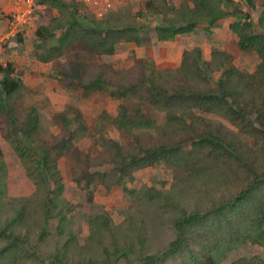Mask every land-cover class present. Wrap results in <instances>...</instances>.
I'll list each match as a JSON object with an SVG mask.
<instances>
[{"label":"rangeland","instance_id":"obj_1","mask_svg":"<svg viewBox=\"0 0 264 264\" xmlns=\"http://www.w3.org/2000/svg\"><path fill=\"white\" fill-rule=\"evenodd\" d=\"M15 1L0 0V63L4 65L8 62L13 63L15 68L13 76L23 80V85L17 92L0 102L1 105L6 106V109L0 107V124L4 125V129L0 126V148L6 164L5 169L0 171V180L4 177L9 200H14V210L19 203H26V200L31 201L29 202L31 206L37 205L34 212L35 220L30 218L28 227L17 228L18 233H21L22 238L26 240V243L19 248L20 251L24 249V252L28 253L29 260L24 263L34 264L35 250L36 254L49 258L66 243L64 240L66 234L73 236L67 244V262H83L91 256L103 259L104 248L108 247L112 250L111 243L114 241L120 248L125 247L127 241H137L130 255L131 258L122 256L119 259H104V263L100 264H143L147 255H163L178 234L171 213L167 215L158 200H152L145 195H133L122 186L109 189L99 182L100 177L97 173L109 171L110 164L104 163L100 167H95L88 162L101 156V153L108 149L104 144L107 139H113L120 145L126 144L125 134L114 121L119 115L121 103V100L112 94L115 87L85 89L79 83V78L86 64L97 66L104 63L108 64L112 71H116L133 67L137 58L144 59V64L148 67L176 70L181 64L183 52L196 48L201 50L202 57L206 61L212 59L214 51L225 52L224 57H218L216 64L219 66L213 64L212 71L207 69V77L203 75L205 79H202V88L207 85L209 90L219 87V80L227 78V73L231 69L251 75L256 71L260 59L255 51H244L239 47V36L231 28V24L238 19L235 12L238 8L243 12H250L257 29L262 32L258 23L262 11L261 0H254V6L247 0H232V2L223 0L222 6L232 12V15L210 26L209 23L200 21L193 31L178 34L173 39L165 41L158 40L152 33L156 26L167 24L169 18L173 16L171 12L164 17V0L155 3L160 8V12L146 8L145 4L149 0H98L97 5L87 4L84 1L76 2L77 4L73 3L72 9L77 11L79 22L83 26H96V23L107 17L117 18L122 15L133 17L141 26L143 42L138 46L133 41L122 40L116 44L113 54H102L88 47L84 42L75 41L69 45V48L66 47L70 53L62 55L51 53L50 46L55 42L54 39L39 38V31L43 32V28H52L56 25L55 22H60L57 21L60 19L59 10L42 3L41 0H36V5L40 7L34 8L29 23L24 22V25L15 28L14 22H19L16 20L17 15L20 14L22 18L26 8L22 3L17 4ZM168 2L180 10L193 6V0H168ZM20 6L22 8H19ZM188 14L181 12L177 19L180 22L184 17H189ZM62 30L63 28L58 27L55 35L60 36ZM49 54L51 57L45 60L43 57ZM62 72L68 74L67 80L62 78ZM236 78L240 77L236 76ZM9 109L13 113L11 119L6 115ZM249 109L256 112L258 107L252 105ZM145 111L152 118L155 126L149 129H134L133 135L141 133L150 143H164V138L167 136L166 132L163 133L164 129H167V113L162 110L146 109ZM244 111L246 112L247 109ZM192 112L199 118V123L187 126L185 123H179L175 126L186 127L185 133H191L189 139L182 143L181 151L189 152L186 154L188 156H191L190 151L194 154H203L204 158L214 163L215 169L227 168L223 172L229 173L228 179H222L219 187L215 185L216 189H212L207 195L206 191L209 190V186L205 183L207 179L200 178L193 181L195 197H188L185 204L191 208L199 200V204L208 209L218 204L220 200L228 199L239 186H248L255 173L264 169V133L257 130L260 126L256 123L254 125L256 117L249 113L246 116L235 117L233 121L221 114L199 108L193 109ZM188 118L190 121L191 118L193 119L191 116ZM13 119L16 126L12 124ZM33 123H36V129L28 137V141L33 146L43 145L45 140L56 142L62 139L70 140L73 146L70 151L64 148L56 149L60 146L49 147L47 150L50 157L58 163L65 186L64 198L76 206L69 215V224L62 230L59 229V222L55 219L49 224L44 223L40 208L42 206L40 200H43L44 196L38 195L37 204L33 201L37 187L27 175L26 165L4 136L9 131L18 135L17 130L20 135L23 130L32 128ZM203 133H210L209 136L219 138V146H210L207 142L201 143L206 141L204 136H201ZM177 134L176 141H179L182 134ZM112 153L113 150L109 153L106 162H109ZM84 159L88 160L85 162ZM251 169L256 172L252 173ZM188 171L179 164L161 162L134 171V179L127 185L131 190L152 187L167 191L174 185L175 177H185ZM212 197L217 201L214 199L212 201ZM98 215L111 219V231L96 233L95 226L90 221ZM6 235L8 237L10 234L6 233ZM6 237L0 238V246L6 245ZM32 246L34 248H31ZM190 247L195 249L193 245ZM198 252L199 249L195 251L199 256ZM253 256L264 259V246L247 242L238 245L221 264H232L236 259L242 257L249 259ZM186 262L196 263L189 257L188 250L184 247L181 252L164 256L162 261L158 260L151 264H185ZM46 264H49L48 260Z\"/></svg>","mask_w":264,"mask_h":264},{"label":"trees","instance_id":"obj_2","mask_svg":"<svg viewBox=\"0 0 264 264\" xmlns=\"http://www.w3.org/2000/svg\"><path fill=\"white\" fill-rule=\"evenodd\" d=\"M157 1H147L146 8L160 12V8L155 4ZM228 1L232 2V0ZM247 1L250 5H255L254 0ZM41 2L57 8L60 13V19L56 18L60 22H55L56 25L52 28H43V32L39 31L40 39H54L55 42L50 46L52 47L51 53L69 54L70 51L66 47L69 48V45L75 41L84 42L88 47L102 54H113L116 44L122 40L133 41L138 46L143 42L141 26L133 17L125 15L117 18L107 17L96 23V26L87 27L79 22L77 11L72 9V6L77 4L76 2L65 0H41ZM223 2V0H193V6H187L186 10H180L171 6L168 0H164V17L171 12L173 16L169 18L167 24L156 26L152 33L158 40L165 41L173 39L178 34L193 31L200 21L209 23V26L217 24L220 20L233 14L222 6ZM261 5L262 11L258 23L262 32L257 29L251 13L243 12L238 8L235 10L238 19L231 24V28L239 36V47L244 51H255L258 54L260 62L256 65V71L249 75L231 69L227 73V78H221L218 82L219 87L213 88V90L207 89L208 85L202 88V79H205L203 75L207 77L208 70L212 71V65L218 63V57H224L225 52L214 51L212 59L206 61L203 59L200 49L185 50L181 64L176 70L171 68L159 70L155 66L148 67L144 64L145 60L141 58H137L133 67L116 71H112L110 66L104 63L97 66L88 64L84 66L79 83L85 89L115 87L112 94L120 99L121 103L119 115L114 121L126 136L124 145H120L113 139L105 140L104 144L108 149L91 162L88 159H84V161L88 160L89 164L95 167L109 163V171L97 173L101 184L111 190L122 186L133 195H145L152 200H158L166 214L171 213L172 222L178 230L177 238L170 243L163 255H147L143 264L162 261L164 256L181 252L184 247L188 250L189 257L196 262L195 264H221L240 244L250 242L264 246V169L260 170L261 173L251 169L252 173H256L248 186H239L238 190L231 193L228 199L220 200L211 208L202 207L199 200L189 208L185 203L188 197H195L193 181L200 178L207 179L205 182L209 186V190L206 191L207 195L212 189H216L215 185L219 187L222 179H228L229 173L223 172L227 168L215 169L214 163L208 158H204L203 154H194L190 151L191 156H188L186 154L189 152H182L181 145L189 139L191 133H185L186 127H175L179 123H185L186 126L199 123V118L195 117L192 112L193 109L199 108L207 112L221 114L233 121L235 117L246 116L248 113L255 115L254 125L258 124L260 128L257 130L264 133V0H261ZM181 12L189 13L190 16L184 17L179 22L177 17ZM58 27L63 28L60 36L55 35V30ZM50 54L43 58L49 60ZM14 72L13 63L8 62L5 65L0 63L1 103L23 85L22 78L13 76ZM236 76L240 78L237 79ZM62 78L67 80L69 76L62 72ZM252 105L258 107L256 112L250 111L249 108ZM0 107L6 109L4 105L0 104ZM146 109L149 111L162 110L167 113V129L163 131L167 136L162 144L161 142L153 144L146 141L145 135L141 133L133 135L134 129H149L155 126L152 118L145 111ZM244 109L247 111L245 112ZM6 115L10 119L13 117L10 109L6 111ZM190 116L193 117L191 121L188 118ZM14 121L13 119L11 122L16 126ZM0 126L4 129L3 124ZM35 127L36 123H33L32 128L23 130L20 135L17 130L19 136L10 131L6 132L4 136L26 165L27 175L37 187L33 201H36L37 204L38 195L44 196L43 200H40L44 223L49 224L52 219H55L59 222V229L62 230L69 224V215L76 206L64 198L65 186L58 163L50 157L47 150L49 147L60 146L56 149L64 148L70 151L73 146L70 140L62 139L56 142L45 140L43 145L35 147L28 141V137L36 129ZM177 133L183 136H180L179 141H176ZM209 134H201L206 140L201 143L207 142L210 146H219V138L209 136ZM112 150L113 155L110 156L109 162H106ZM161 162L172 165L179 164L185 170H189L188 175L175 177L174 185L167 191H160L152 187L131 190L128 187L127 183L134 179V171ZM5 167L0 148V171H3ZM213 199L217 201L214 197H212V201ZM26 201V203H19L14 210V200H9L4 177L0 180V238H5L6 233L10 234L5 239L7 240L6 245L0 246V264L3 261H5L3 264H25L24 261L28 262L29 260L28 253L26 254L24 249L19 250L26 240L22 238L21 233H18L17 228L28 227L30 218L35 220L34 212L37 205L31 206L29 205L31 201ZM90 222L95 226L96 233L112 229L111 219H106L104 216H95ZM64 237L66 243L49 258L36 254L35 250L34 264H46L47 260L49 264H100L104 263V259H119L122 256L131 258L133 247L137 243V241H127L126 246L120 248L114 241L111 243V245L113 244L112 250L108 247L104 248L103 259L91 256L90 259H85L83 262L72 263L66 261V255L68 241L73 236L66 234ZM190 245H193L195 249ZM197 249H199V256L195 253ZM232 264H264V259L260 256H253L249 259L242 257L233 261Z\"/></svg>","mask_w":264,"mask_h":264},{"label":"built area","instance_id":"obj_3","mask_svg":"<svg viewBox=\"0 0 264 264\" xmlns=\"http://www.w3.org/2000/svg\"><path fill=\"white\" fill-rule=\"evenodd\" d=\"M74 1L82 2V3L84 1L87 4H93V5H97L99 3L98 0H74ZM15 2L17 4L22 3L24 6H26L22 18L20 14H18L16 20H18L19 22H14L16 24L15 28H17L19 25H24L23 24L24 22L29 23L30 15L34 12V8L40 6L36 5V0H16ZM19 8H22V6H20Z\"/></svg>","mask_w":264,"mask_h":264},{"label":"clouds","instance_id":"obj_4","mask_svg":"<svg viewBox=\"0 0 264 264\" xmlns=\"http://www.w3.org/2000/svg\"><path fill=\"white\" fill-rule=\"evenodd\" d=\"M65 1H68V0H65ZM72 1H74V0H72ZM76 2V1H75ZM37 3V2H36Z\"/></svg>","mask_w":264,"mask_h":264}]
</instances>
